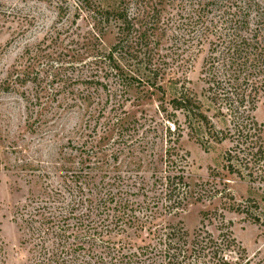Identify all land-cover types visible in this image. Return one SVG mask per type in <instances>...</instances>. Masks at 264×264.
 <instances>
[{
    "label": "rangeland",
    "instance_id": "374dc122",
    "mask_svg": "<svg viewBox=\"0 0 264 264\" xmlns=\"http://www.w3.org/2000/svg\"><path fill=\"white\" fill-rule=\"evenodd\" d=\"M93 1L105 8L116 4ZM76 3L0 0V241L6 263L48 264L44 254L51 247L40 252L30 238L25 221L32 214L37 228L49 217L48 207L82 202L80 214H88L89 206L116 193L137 215L155 213L147 228L109 223L105 210L114 204L104 202V209L91 214L92 223L100 224L91 237L95 244H88L89 237L78 248L68 250L67 244L61 258L72 249L77 252L73 264H101L98 257L114 250L123 257L156 243L148 236L150 228L155 235L170 229L187 232L179 264H264V180L230 175L224 168L229 144L217 145L191 132L180 115L184 131L173 136V141L180 138L174 144L176 166L186 165L191 196L184 209L177 203L168 209L161 193L169 173L168 127L175 129L161 111L162 100L173 97L170 81L177 76L202 94L209 38L200 53L192 54L196 44L188 12L175 21L176 8L159 7L161 22L172 14L174 20L158 35V81L151 82L147 71H127L131 66L123 64L137 80L120 85L97 64L100 53L115 44L116 31L95 37L91 18L79 13ZM254 116L264 127L263 103ZM84 224L89 225L88 218Z\"/></svg>",
    "mask_w": 264,
    "mask_h": 264
},
{
    "label": "trees",
    "instance_id": "16d2710c",
    "mask_svg": "<svg viewBox=\"0 0 264 264\" xmlns=\"http://www.w3.org/2000/svg\"><path fill=\"white\" fill-rule=\"evenodd\" d=\"M76 2L79 13L91 18L95 37H103L108 30L116 31L115 44L109 52L100 53L101 61L97 64L100 71L111 72L120 85H124L128 79L130 82L137 80L125 73L123 64L131 66L132 69L127 71H147L151 82L158 81L159 75L156 73L160 68L154 55L158 35L164 31V24L165 28H169V22L174 20L172 14L167 17V23L161 22L159 7L176 8L175 21L178 17L185 18L183 12H188L187 26L196 44L192 54L196 51L200 53L205 39L209 38L208 55L201 73L202 94L198 95L189 87L188 79L177 76L170 81L175 87L173 97L168 101L162 100L161 111L167 114V121L175 127L174 132L168 127L166 158L169 173L164 178L165 190L161 192L165 207L170 209L169 206L177 203L179 209H184L191 196L185 177L186 165L176 166L178 155L174 144L180 138L173 141V136L176 132L184 131L179 115L191 132L202 133L217 145L229 144L224 154V168L230 175L241 179L248 177L250 181L260 175L264 180V127L254 116L258 106L264 104V0H116L114 8H105L93 0ZM134 63L139 64L137 68ZM159 90L165 95L161 87ZM180 158L184 160L182 156ZM104 202L114 204L113 208L107 207L108 210H105L109 223L119 222L124 227L134 226L138 229L140 226L147 228L154 219L155 213L152 211L137 215L131 203H124V199L116 193H109L106 199L89 206L88 214H80L82 202L72 204L70 201L64 207H48L49 217H45L42 223L37 222V228H34L33 214V219L29 216L25 221L32 229L30 238L35 247L40 252L44 246L51 247L44 254L48 264L76 262L77 257L71 260V256L77 254L75 249L65 258L60 257L67 244L68 250L84 246L82 238L85 237H89L88 244H95L91 237L96 234L100 224L92 223L91 214L104 209L100 206H104ZM56 203L61 202L57 200ZM86 218L89 225L84 224ZM149 229L148 236L153 235L157 239L155 244L139 247L135 252L128 251L123 257L114 250L104 258L98 257L101 264L104 261L107 264H179L185 257L183 246H188L187 232L181 230L175 234L170 229L160 230L155 235ZM95 247L99 248V244ZM192 252H195L194 247ZM6 261L4 244L0 241V264H7Z\"/></svg>",
    "mask_w": 264,
    "mask_h": 264
}]
</instances>
